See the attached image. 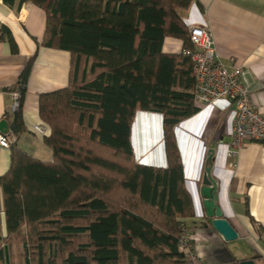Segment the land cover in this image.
I'll use <instances>...</instances> for the list:
<instances>
[{"label":"trees","instance_id":"obj_1","mask_svg":"<svg viewBox=\"0 0 264 264\" xmlns=\"http://www.w3.org/2000/svg\"><path fill=\"white\" fill-rule=\"evenodd\" d=\"M23 2L44 10L41 45L69 51L71 66L66 87L38 95L52 159L10 142L0 176V264L5 246L9 264H186L178 243L194 211L173 128L198 108L190 57L163 53L162 43L175 37L191 48L179 10L192 0ZM31 64L12 89L20 107L3 114L14 135L24 128ZM136 110L162 115L166 167L135 161Z\"/></svg>","mask_w":264,"mask_h":264},{"label":"crops","instance_id":"obj_2","mask_svg":"<svg viewBox=\"0 0 264 264\" xmlns=\"http://www.w3.org/2000/svg\"><path fill=\"white\" fill-rule=\"evenodd\" d=\"M179 14L187 28L191 24L210 28L220 61L231 66L233 59L244 65L240 82L264 115V0H192ZM45 20L44 10L32 3L14 0L9 5L0 1V119L10 109L11 90L32 58L21 108L23 131L14 135L12 117H8L9 132L5 135L28 155L51 160V150L44 145V137L50 131L39 118L38 95L68 85L71 55L67 50L41 45ZM181 49L180 39L164 38L163 53L178 54ZM234 113V104L219 98L198 108L173 128L184 186L194 211L184 223L205 264H240L244 260L264 264V142H245L237 155L229 156ZM35 125L43 126L44 133L35 131ZM130 142L137 163L167 166L160 113L136 110ZM211 152L209 166L216 182V204L237 231L234 240H225L213 228L202 205L200 188ZM10 159L11 148H0V176L9 169ZM1 222L5 234L3 213Z\"/></svg>","mask_w":264,"mask_h":264},{"label":"built area","instance_id":"obj_3","mask_svg":"<svg viewBox=\"0 0 264 264\" xmlns=\"http://www.w3.org/2000/svg\"><path fill=\"white\" fill-rule=\"evenodd\" d=\"M188 32L191 48L182 47L180 53L188 55L191 60V72L195 81L194 105L200 108L219 98L228 99L234 104L235 113L227 154L237 155L245 142H264V115L253 104L247 88L239 79L244 65L234 63L232 59L231 66H227L219 60L207 25L191 24ZM11 97L10 109L15 111L20 107V95L11 91ZM34 130L44 133L41 125H35ZM10 142L6 135L0 134V148H9ZM193 241L183 226L178 248L184 253L186 264H205L198 257Z\"/></svg>","mask_w":264,"mask_h":264},{"label":"water","instance_id":"obj_4","mask_svg":"<svg viewBox=\"0 0 264 264\" xmlns=\"http://www.w3.org/2000/svg\"><path fill=\"white\" fill-rule=\"evenodd\" d=\"M9 132L8 121L5 118L0 119V134L5 135ZM212 151V150H211ZM213 152L208 155V161H212ZM210 166L205 169L202 178V186L200 188V196L202 197V205L205 210V216L211 218L213 228L227 241L237 238V231L226 219L219 206L216 204V182L211 177ZM5 264H9L8 249L5 246ZM240 264H254L252 260H244Z\"/></svg>","mask_w":264,"mask_h":264},{"label":"rangeland","instance_id":"obj_5","mask_svg":"<svg viewBox=\"0 0 264 264\" xmlns=\"http://www.w3.org/2000/svg\"><path fill=\"white\" fill-rule=\"evenodd\" d=\"M11 91H13V90H11ZM0 202H1V205H2V200L0 199Z\"/></svg>","mask_w":264,"mask_h":264}]
</instances>
